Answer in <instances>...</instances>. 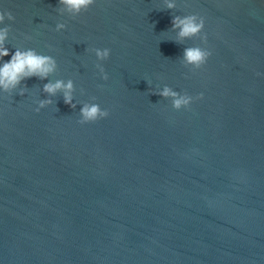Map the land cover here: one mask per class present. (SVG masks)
Returning a JSON list of instances; mask_svg holds the SVG:
<instances>
[{
    "label": "water",
    "instance_id": "obj_1",
    "mask_svg": "<svg viewBox=\"0 0 264 264\" xmlns=\"http://www.w3.org/2000/svg\"><path fill=\"white\" fill-rule=\"evenodd\" d=\"M175 3L95 0L72 17L58 0H0L14 16L0 65L17 48L57 63L23 97L0 91V264H264V0ZM189 14L206 44L173 42ZM197 45L211 52L199 70L182 63ZM105 48L103 62L89 51ZM58 79L75 109L43 93ZM165 86L203 99L174 111L152 95ZM94 102L108 117L77 123Z\"/></svg>",
    "mask_w": 264,
    "mask_h": 264
},
{
    "label": "clouds",
    "instance_id": "obj_2",
    "mask_svg": "<svg viewBox=\"0 0 264 264\" xmlns=\"http://www.w3.org/2000/svg\"><path fill=\"white\" fill-rule=\"evenodd\" d=\"M95 3V0H58V10L61 13H67L72 17H78L83 13H86L90 7ZM176 8L175 0H165L164 9L172 11ZM5 20L9 22L14 21V16L8 12H0V24H3ZM204 18L196 14H189L185 16H174L171 21V31L176 32V38L173 42L176 44H182L185 40H190L194 37H199L201 44H206L207 36L203 35ZM65 23H57L55 31L60 32L65 30ZM11 28L5 26L0 28V60L9 56V50L4 47V42L8 39ZM30 39V38H27ZM93 52L98 62L107 61L110 56V49H89ZM211 52L200 46L185 47L183 50L182 63L194 68L195 70L201 69ZM96 68L100 74V79L107 80L108 76L105 73L104 68L100 63L96 64ZM57 71L56 60L49 55L39 54L35 49L20 50L15 49V52L11 54V59L0 65V91L6 93L9 97L15 92L16 95L23 97L25 95L26 85L17 92L15 91L21 82L29 78L35 77L39 80H48V77L53 75ZM150 85V81L147 82ZM43 93L47 96H55L58 92L63 95V102L71 109L76 108V104L73 103L72 92L73 81L69 79L67 82L64 80H56L55 82H48L43 85ZM152 95H159L165 99H171L172 109L174 111H180L181 109H188L189 106L195 100L203 99V94L197 95L195 98L184 93H178L172 90L170 87L165 86L162 91L154 92ZM95 101V97L92 98ZM52 104L51 99L38 101L35 111L38 113L41 109H44ZM109 112L102 110L97 103H84L79 110L80 119L77 121L80 125L95 123L98 120L107 118Z\"/></svg>",
    "mask_w": 264,
    "mask_h": 264
}]
</instances>
